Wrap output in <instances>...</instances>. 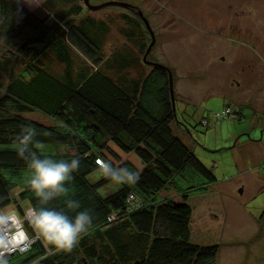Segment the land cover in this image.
<instances>
[{
	"label": "trees",
	"instance_id": "obj_1",
	"mask_svg": "<svg viewBox=\"0 0 264 264\" xmlns=\"http://www.w3.org/2000/svg\"><path fill=\"white\" fill-rule=\"evenodd\" d=\"M49 1L59 7L57 18L18 0H0V72L7 77H0V211L14 206L32 239L25 250L6 254L9 264H216L220 244L191 241L190 198L219 180L214 166L178 134L173 70L145 59L144 43L138 52L106 55L108 21L87 14L77 0ZM122 17L132 27L126 35L135 36L139 21ZM226 104L230 112L221 120L244 121L252 109L250 101ZM29 125L38 133L43 150H34L41 155L81 161L67 182V196L46 205L27 184L29 160L16 150ZM98 160L138 170L140 178L115 184L103 176ZM67 199L79 208L68 209ZM27 207L35 214L56 208L70 218L87 210L93 222L71 250L59 249L37 237Z\"/></svg>",
	"mask_w": 264,
	"mask_h": 264
},
{
	"label": "rangeland",
	"instance_id": "obj_2",
	"mask_svg": "<svg viewBox=\"0 0 264 264\" xmlns=\"http://www.w3.org/2000/svg\"><path fill=\"white\" fill-rule=\"evenodd\" d=\"M18 1L49 18H57L60 12L49 0ZM77 1L87 14L108 21L106 55L115 49L138 52V43L139 49L144 43L147 50L151 47L147 59L170 66L175 74L178 134L205 164L214 166L219 180L209 191L190 198L191 241L220 244L216 264H264V0H122L131 9L105 6L97 10ZM89 1L99 5L110 0ZM123 15L139 21L135 36L128 35L136 42L126 35L132 27ZM143 55L139 52L141 61ZM143 63V69L149 70L150 65ZM0 77L6 82L2 72ZM228 99L250 100L252 109L244 114V121L216 119ZM30 116L48 120L39 114ZM230 129L239 131L237 138H230ZM252 139L257 140L249 142L255 143L256 151L247 153L245 143ZM30 210L27 207L31 220ZM13 215L23 226L26 218L14 206L0 211V223ZM18 231L11 229V233ZM16 250L22 248L10 253Z\"/></svg>",
	"mask_w": 264,
	"mask_h": 264
},
{
	"label": "clouds",
	"instance_id": "obj_3",
	"mask_svg": "<svg viewBox=\"0 0 264 264\" xmlns=\"http://www.w3.org/2000/svg\"><path fill=\"white\" fill-rule=\"evenodd\" d=\"M37 135L34 127L25 126L17 137L16 150L21 158L29 160L27 184L40 203L46 205L57 197L67 196V182L71 181L81 161L76 156L71 159H56L41 155L40 151L34 150H43V146L36 139ZM97 163L103 176L115 184L132 185L140 178L139 171L133 168L114 166L110 160H98ZM66 205L68 209L79 208V203L73 199H67ZM92 222L93 217L87 210L78 211L74 218H70L65 211L49 207L40 208L32 218L39 239L46 245L65 250L76 246L80 236L88 230ZM6 254L0 252V264H9Z\"/></svg>",
	"mask_w": 264,
	"mask_h": 264
},
{
	"label": "bare ground",
	"instance_id": "obj_4",
	"mask_svg": "<svg viewBox=\"0 0 264 264\" xmlns=\"http://www.w3.org/2000/svg\"><path fill=\"white\" fill-rule=\"evenodd\" d=\"M14 218L13 215L0 223V245L3 247L0 252L9 253L17 247L26 248L31 241L28 234L20 228L21 226ZM12 228H17L19 231L11 233Z\"/></svg>",
	"mask_w": 264,
	"mask_h": 264
},
{
	"label": "water",
	"instance_id": "obj_5",
	"mask_svg": "<svg viewBox=\"0 0 264 264\" xmlns=\"http://www.w3.org/2000/svg\"><path fill=\"white\" fill-rule=\"evenodd\" d=\"M85 3L88 5V7L90 9H94V10L100 9L102 7H105V6H121V7H125V8H129L131 6L127 2H122V1H117V0H110V1H107V2H105L103 4H99V5H92L89 0H85ZM145 21H146V25H147L148 29L151 31V34L154 37V32H153V30H152V28L150 26L149 21L147 19H145ZM154 42H155V38H153V43ZM150 48L147 50V52L145 54V57H144L145 59H146V57H147V55L149 53ZM170 87H171V93H172V100H173V102L175 104L174 81H173V78H172V74L170 75ZM2 248H3L2 245H0V250Z\"/></svg>",
	"mask_w": 264,
	"mask_h": 264
},
{
	"label": "crops",
	"instance_id": "obj_6",
	"mask_svg": "<svg viewBox=\"0 0 264 264\" xmlns=\"http://www.w3.org/2000/svg\"><path fill=\"white\" fill-rule=\"evenodd\" d=\"M217 96V95H216ZM229 100V99H228ZM228 100H226V102H228ZM225 102V103H226ZM224 105H226V104H224ZM233 118V117H232ZM237 130V129H236ZM230 132L232 133L231 134V139H235V138H237L238 137V133H239V131L238 132H235V131H233L232 129H230ZM256 142L257 140H254V139H252V140H248V141H246V142H248V143H245V149L247 150V153H255V151H256V145H255V143H249V142ZM256 146V147H255ZM235 151H236V146H234V147H232V154H233V162H234V164L237 162V157L235 156ZM263 153H264V151H263ZM244 154H246L245 152H244ZM213 165V164H212ZM237 166H239V165H237ZM239 169V168H238ZM238 172H239V170H238ZM235 176V175H234Z\"/></svg>",
	"mask_w": 264,
	"mask_h": 264
},
{
	"label": "built area",
	"instance_id": "obj_7",
	"mask_svg": "<svg viewBox=\"0 0 264 264\" xmlns=\"http://www.w3.org/2000/svg\"><path fill=\"white\" fill-rule=\"evenodd\" d=\"M230 112V109L229 108H224L222 110V112L220 113H216L215 114V117L218 119V120H221L223 117H227L228 116V113ZM31 215L34 217L35 216V212L31 209Z\"/></svg>",
	"mask_w": 264,
	"mask_h": 264
},
{
	"label": "flooded vegetation",
	"instance_id": "obj_8",
	"mask_svg": "<svg viewBox=\"0 0 264 264\" xmlns=\"http://www.w3.org/2000/svg\"><path fill=\"white\" fill-rule=\"evenodd\" d=\"M118 1V0H117ZM131 7H132V5L129 7V8H127V9H131ZM136 8V7H135ZM142 13V12H141ZM148 20V19H147ZM238 84L240 85V82H238ZM245 101H250L249 99H246V100H244V101H241V102H243V103H245Z\"/></svg>",
	"mask_w": 264,
	"mask_h": 264
}]
</instances>
